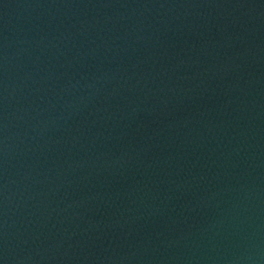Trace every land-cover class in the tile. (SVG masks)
<instances>
[{
	"label": "water",
	"instance_id": "95a60500",
	"mask_svg": "<svg viewBox=\"0 0 264 264\" xmlns=\"http://www.w3.org/2000/svg\"><path fill=\"white\" fill-rule=\"evenodd\" d=\"M0 264H264V0H0Z\"/></svg>",
	"mask_w": 264,
	"mask_h": 264
}]
</instances>
